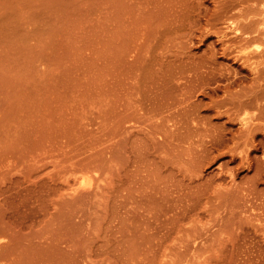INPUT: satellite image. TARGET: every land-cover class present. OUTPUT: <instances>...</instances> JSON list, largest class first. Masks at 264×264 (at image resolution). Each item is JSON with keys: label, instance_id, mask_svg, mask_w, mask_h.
I'll list each match as a JSON object with an SVG mask.
<instances>
[{"label": "rangeland", "instance_id": "rangeland-1", "mask_svg": "<svg viewBox=\"0 0 264 264\" xmlns=\"http://www.w3.org/2000/svg\"><path fill=\"white\" fill-rule=\"evenodd\" d=\"M146 1L0 0V264H264V6Z\"/></svg>", "mask_w": 264, "mask_h": 264}, {"label": "bare ground", "instance_id": "bare-ground-1", "mask_svg": "<svg viewBox=\"0 0 264 264\" xmlns=\"http://www.w3.org/2000/svg\"><path fill=\"white\" fill-rule=\"evenodd\" d=\"M134 1H136V0H134ZM176 1H178V0H176ZM182 1H184V0H182ZM182 1L180 0L179 2H182ZM187 1H190V0H187ZM179 2L175 3L174 0H149V1H146V5L141 4V6H143L144 9H147L149 12L154 11V12H152V14L153 13L156 14V11L157 12L159 11V13H158L159 15L161 13H163L166 9L171 10V11L174 10V12L176 10H179V12H181L182 10L185 11V9H186L189 11V9L193 8V5H191L192 4L191 2H190L191 3L190 4L189 2L187 3L184 1L183 3H186L185 5L183 3H182L183 5L181 3L179 4ZM243 5H244L243 13L250 14L251 12H253L254 15L255 14L257 15L258 10H259V6L260 5L264 6V0H243ZM141 6H140V8H141ZM179 12H177V13H179ZM186 12H184V13L186 14ZM184 13H179V16L177 18L179 19V17L181 18V16L184 17L185 16ZM180 14H184V15L180 16ZM243 16H245L246 19H249V16H247L245 14ZM183 19H187V17L182 18V20ZM236 32L241 33L240 35L245 34V37L243 36L244 39L243 38H241V39L243 41V44L247 47L252 41L260 40L262 37H264V22H262L259 19L257 21L252 19L250 21H247V23H245L241 29H237ZM262 41L264 42V39ZM261 52L264 53V49L261 50ZM262 55H264V54H262ZM257 74H258L257 75L258 77H257L256 81H258V82L263 81L262 83L258 84L260 87L261 93H263L264 92V79L261 78L260 71H258Z\"/></svg>", "mask_w": 264, "mask_h": 264}, {"label": "crops", "instance_id": "crops-1", "mask_svg": "<svg viewBox=\"0 0 264 264\" xmlns=\"http://www.w3.org/2000/svg\"><path fill=\"white\" fill-rule=\"evenodd\" d=\"M15 39L16 33L14 30H0V57H5L6 53H9L7 48L16 47Z\"/></svg>", "mask_w": 264, "mask_h": 264}]
</instances>
